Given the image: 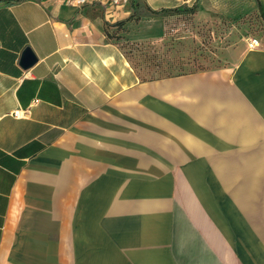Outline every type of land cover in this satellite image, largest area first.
I'll list each match as a JSON object with an SVG mask.
<instances>
[{
    "label": "crops",
    "instance_id": "0c3cea01",
    "mask_svg": "<svg viewBox=\"0 0 264 264\" xmlns=\"http://www.w3.org/2000/svg\"><path fill=\"white\" fill-rule=\"evenodd\" d=\"M133 1L0 0V264H264V39L143 79Z\"/></svg>",
    "mask_w": 264,
    "mask_h": 264
},
{
    "label": "rangeland",
    "instance_id": "374dc122",
    "mask_svg": "<svg viewBox=\"0 0 264 264\" xmlns=\"http://www.w3.org/2000/svg\"><path fill=\"white\" fill-rule=\"evenodd\" d=\"M132 21L138 11L163 16L154 36L123 42L128 61L140 78L161 77L219 65L222 51L231 45L264 39V18L258 7L235 0L208 13H197L195 1L184 10L152 12L144 0H134ZM264 41V40H263Z\"/></svg>",
    "mask_w": 264,
    "mask_h": 264
},
{
    "label": "built area",
    "instance_id": "2783aa9c",
    "mask_svg": "<svg viewBox=\"0 0 264 264\" xmlns=\"http://www.w3.org/2000/svg\"><path fill=\"white\" fill-rule=\"evenodd\" d=\"M126 1L128 0H101L103 4H108L114 7L121 5ZM247 44L249 48L262 46V43L258 37L250 38ZM26 113H27L26 110H21V111L15 112V115H25Z\"/></svg>",
    "mask_w": 264,
    "mask_h": 264
},
{
    "label": "water",
    "instance_id": "95a60500",
    "mask_svg": "<svg viewBox=\"0 0 264 264\" xmlns=\"http://www.w3.org/2000/svg\"><path fill=\"white\" fill-rule=\"evenodd\" d=\"M36 60V56L29 46H26L23 50L22 56L20 58V64L27 68L31 66Z\"/></svg>",
    "mask_w": 264,
    "mask_h": 264
},
{
    "label": "trees",
    "instance_id": "16d2710c",
    "mask_svg": "<svg viewBox=\"0 0 264 264\" xmlns=\"http://www.w3.org/2000/svg\"><path fill=\"white\" fill-rule=\"evenodd\" d=\"M186 8V5H182V6H179V7H176V8H171V9H169V10H175V11H177V10H184ZM164 10H167L166 8H163V9H161V11H164ZM152 12H156V10H151ZM261 13V15H262V17L264 18V12H260Z\"/></svg>",
    "mask_w": 264,
    "mask_h": 264
}]
</instances>
